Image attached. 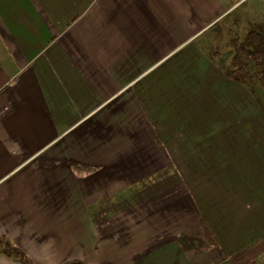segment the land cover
Segmentation results:
<instances>
[{
  "label": "crops",
  "instance_id": "obj_1",
  "mask_svg": "<svg viewBox=\"0 0 264 264\" xmlns=\"http://www.w3.org/2000/svg\"><path fill=\"white\" fill-rule=\"evenodd\" d=\"M251 4L0 0V237L34 264H256L264 108L204 45Z\"/></svg>",
  "mask_w": 264,
  "mask_h": 264
},
{
  "label": "trees",
  "instance_id": "obj_2",
  "mask_svg": "<svg viewBox=\"0 0 264 264\" xmlns=\"http://www.w3.org/2000/svg\"><path fill=\"white\" fill-rule=\"evenodd\" d=\"M235 24L237 28L241 26V23ZM242 39L237 37L232 41L230 45L232 55L229 63H219L222 64L220 66L225 75L229 79L244 85L255 97L258 104L262 106L261 94H264V22H253L249 26L245 38ZM202 225L204 232L209 233L207 224L203 223ZM0 249L1 253L15 258L20 264H34L23 250L5 237H0ZM66 264L84 263L71 261Z\"/></svg>",
  "mask_w": 264,
  "mask_h": 264
},
{
  "label": "rangeland",
  "instance_id": "obj_3",
  "mask_svg": "<svg viewBox=\"0 0 264 264\" xmlns=\"http://www.w3.org/2000/svg\"><path fill=\"white\" fill-rule=\"evenodd\" d=\"M250 9H254L253 12L256 11V6L254 4L248 5V6H244L240 12H245L244 14L241 13V15H243L244 21L247 22H238L241 23L238 28L236 26L235 23L237 22H221L215 29H213L211 31V33H209L208 36L209 37V41L206 42L204 45L206 47V50L209 51V53L215 58L217 59L219 62L226 64L229 63L230 61V57L232 55V51L230 50V45L232 43V41L235 38H239L241 40H243L242 38H245L246 33L249 29V24L251 22H248V20H250ZM233 16H237L236 13L233 14ZM241 33V34H237L236 33ZM261 100H262V106L264 107V95L261 96ZM260 106V105H259ZM261 107V106H260ZM264 245V242L263 244ZM256 264H264V253L262 254V256L255 261Z\"/></svg>",
  "mask_w": 264,
  "mask_h": 264
},
{
  "label": "built area",
  "instance_id": "obj_4",
  "mask_svg": "<svg viewBox=\"0 0 264 264\" xmlns=\"http://www.w3.org/2000/svg\"><path fill=\"white\" fill-rule=\"evenodd\" d=\"M238 1H239V4H240V3L244 2L245 0H238Z\"/></svg>",
  "mask_w": 264,
  "mask_h": 264
}]
</instances>
